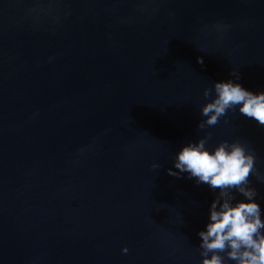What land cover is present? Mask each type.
Masks as SVG:
<instances>
[{
  "label": "water",
  "instance_id": "obj_1",
  "mask_svg": "<svg viewBox=\"0 0 264 264\" xmlns=\"http://www.w3.org/2000/svg\"><path fill=\"white\" fill-rule=\"evenodd\" d=\"M233 71L264 90V0H0V264H200L215 193L167 169L210 132L264 176L254 120L197 128Z\"/></svg>",
  "mask_w": 264,
  "mask_h": 264
},
{
  "label": "clouds",
  "instance_id": "obj_2",
  "mask_svg": "<svg viewBox=\"0 0 264 264\" xmlns=\"http://www.w3.org/2000/svg\"><path fill=\"white\" fill-rule=\"evenodd\" d=\"M197 62H202L197 57ZM205 102L200 106L198 129L217 124L229 111L254 120L264 128V90L252 91L239 83L235 71L230 78L212 82L204 88ZM211 133L182 144L172 157L173 176L186 173L197 184H206L214 193L208 207L207 221L198 230L200 264H264V210L255 199L249 175L264 183L255 173V152L240 139L220 140L206 144ZM158 168L157 163L150 165ZM175 169V170H174ZM236 193L242 198L237 199ZM126 253V245L121 247Z\"/></svg>",
  "mask_w": 264,
  "mask_h": 264
}]
</instances>
